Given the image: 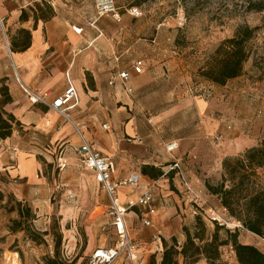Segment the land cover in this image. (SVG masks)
Segmentation results:
<instances>
[{"label":"rangeland","instance_id":"1","mask_svg":"<svg viewBox=\"0 0 264 264\" xmlns=\"http://www.w3.org/2000/svg\"><path fill=\"white\" fill-rule=\"evenodd\" d=\"M68 1L71 2L64 0ZM72 1H78L81 8H84L81 13L88 18L86 22L95 18L92 0ZM115 2L121 12V21L104 17L97 23L101 24L100 33L107 46V72L111 75L114 71L111 59L114 54L121 56V61L126 63L146 57V60H154L150 61L152 77L158 82L155 86L154 104L152 100H148L154 107L133 109L130 114L140 121L143 129L153 135L152 139L163 145L170 141L178 142L183 133L188 135L198 133L200 128H203L202 138L184 152L180 162L184 178L201 198V203L195 202L186 193L175 173L166 182L161 181L164 183L151 188L163 202L159 223L161 239L171 244L172 238H175L177 247L181 249L186 242L187 234L191 235L197 246H202L211 241L214 235L223 241L226 239V233H233L236 230L240 243L253 245L264 252V242L241 228H235L234 225L237 223L221 207L218 198L212 196L206 188V184L215 186L221 180L222 163L225 159L235 158L244 152L226 156L227 147L223 146L221 141H215V137L221 138V135L216 133L210 136L205 132L211 119L220 123L224 129L236 131L233 120L230 119L233 108L229 99L231 96L244 98L249 96L248 99L253 104L264 103V11H259L260 8H264V0H115ZM130 7H137L141 11V17L132 18L127 15L125 10ZM246 27L255 30V37L249 43L251 54L244 64L242 75L224 86L206 80L201 72L208 67L217 48ZM2 30H5L4 22L0 24V51L6 55L7 71L19 83L6 46L8 43L10 48L11 38L6 30ZM4 33L7 36H4ZM16 35L17 32L14 37ZM163 49L167 57L163 65L158 66L155 57L159 50ZM5 68L0 63V71ZM155 69L161 71V76L155 73ZM6 80L0 78L2 87H6L4 85ZM146 96L147 94L143 99L144 106L147 103ZM195 98L208 105L201 122L198 117L195 118L193 111L189 112L184 108L186 101ZM259 112L261 111L255 113V117L259 116L256 117L258 120L264 119ZM163 116L165 118H162ZM153 119L157 122L152 123ZM102 125L103 123L99 121L90 122L88 126L93 131L92 145L101 151L112 149L108 135L114 137L115 144L119 145L115 151L120 153V142L129 147L137 140H141L138 137L124 139L109 132L106 134ZM237 129L247 134L244 129L240 127ZM21 130L22 128L15 130L18 132L15 145L25 143ZM74 135L76 136L75 130ZM30 142L36 143L34 139H30ZM9 147H12V144L0 146V158L1 154L7 151L16 153V150ZM54 148L51 147V150L54 151ZM46 155L51 162V164L45 162L44 166V174L52 186L50 200L43 197L39 201L35 199V202H30L20 198L15 190L24 181L14 182L10 176L0 171V193L3 195V199L0 200V264H50V261L58 264H87L93 250L98 247L113 248L118 242L116 232L108 219L109 198L97 184L92 173L83 167L72 168L73 172L64 176L65 172L60 173L55 166L54 155L48 153ZM9 157L13 159L12 155ZM113 162L115 164V161ZM16 201L32 210L35 220L31 222V226L42 240L36 242L24 232L11 231L12 221L17 219V215L15 212H9V209L15 207ZM212 219L219 220L221 225ZM141 227L140 221H135L130 237L139 246L143 245L149 264H152V261L159 264L162 257V253L158 252L160 248L151 245L150 236L141 234L137 236ZM59 239L61 241L58 248ZM219 251L222 263L237 264L231 245L223 246ZM115 264L128 262L120 259ZM179 264L212 263L202 254L188 259L179 257Z\"/></svg>","mask_w":264,"mask_h":264},{"label":"crops","instance_id":"2","mask_svg":"<svg viewBox=\"0 0 264 264\" xmlns=\"http://www.w3.org/2000/svg\"><path fill=\"white\" fill-rule=\"evenodd\" d=\"M42 2L53 8L54 17L47 22L39 20L35 24L33 12L30 9ZM92 7L95 13L93 0ZM83 9L78 1L73 2L72 0L71 2H64V0H0V21L4 22L5 30L10 35V43L20 39L18 35L20 30L29 31L31 34V46L28 50L16 53H12L10 50L11 56L9 55V57L18 75L19 83L7 71L6 55L0 51V63L6 67L0 71V78L7 79L4 85L8 87L12 98V103L5 106L4 110L11 113L20 122L25 141V143L15 145L18 135V132L15 131L11 138L0 141V146L12 144V147L9 148L16 150V153L7 151L5 154H1L0 171L10 176L14 182L24 181L15 190L20 198L30 202H35V199L39 201L43 197L50 200L52 186L44 174V166H46L45 162L48 164L51 162L46 153L54 155L56 168L57 157L60 154L63 156L66 166L63 170L58 171L65 172L64 176L71 174L75 168L81 169L78 149L81 145L80 135H82L94 151L111 160L114 182L128 179L132 175L138 176L137 187L133 189L119 187L117 189L118 201L122 206L127 207L130 201H137L154 185L169 180L173 173L177 176L175 171L169 173L168 171L174 163L178 162L180 165L184 152L191 149L202 138L203 128L200 126L198 133L189 135L183 133L182 138L175 142L178 148L174 152H168L166 148L167 145L173 143L172 141L163 145L152 139L153 135L143 129L140 121L130 113L133 109L154 107L155 86L158 84L152 77L153 70L150 61L154 62V60H146L145 57V59L136 58L126 63L121 61V56L112 55L113 68L129 72L130 80L126 87L131 88L133 92H126L119 81H116L113 86H109L108 81L111 75L107 72V46L100 33L101 24L97 25L100 19L96 20L95 14V18L92 20H96L95 25L88 27L85 25L88 18L81 13ZM23 11L27 12L28 20L21 22L20 17ZM71 26H82L83 35H75ZM15 32L17 35L14 37ZM4 36L7 35L4 33ZM166 57L165 50H159L155 57L156 64L163 65ZM138 60H142L144 63L143 72L140 75L135 74L132 70V66ZM154 71L158 76H161L159 69ZM68 81L74 86L78 95L77 105L67 111L68 120L51 111L47 106L32 105L28 100V92L40 95L46 93L49 95V103H52L65 92L69 85ZM2 84H0V88ZM145 87L148 89L144 90ZM145 94H147V103L144 106ZM248 98L249 96L246 98L231 96L229 98L233 104L230 119L235 125V132L224 129L220 123L213 119L208 122L206 127L205 132L208 135L216 133L221 135V144H224L223 146L228 149L226 156L237 155L264 143V128H262L264 119L258 120L259 118L256 117L259 116L255 117V113L257 114L259 110L261 111L260 115L264 116V103L253 104ZM148 100H152L153 104ZM207 107L208 105L204 101L196 98L184 103V108L189 112L193 111L195 118L198 117L200 122L203 119L202 116L207 112ZM99 121L103 123L101 127L106 134L109 132L124 139L138 137L141 140H137L129 147L120 142V153L115 151L119 145L115 144L114 137L108 135L112 149L111 151H101L92 145L91 133L93 131L88 127L90 122L97 123ZM151 122L157 121L153 119ZM239 127L244 129L247 134L238 131ZM30 139H34L36 143H31ZM56 144L58 145L55 146ZM51 147H55L54 151L51 150ZM9 155H12L13 159H10ZM145 168H147L146 174L144 173ZM84 170L91 172L85 168ZM157 171L162 172L163 176L153 178L151 175L156 174ZM91 173L97 182L95 174ZM97 184L100 185L98 182ZM154 196L158 209L156 215L146 217L145 209L138 206L128 210L125 222L130 233L135 221H140L142 227L137 232V236L140 234L150 236L152 238L151 245L159 247L158 252L163 254L164 248L159 228L163 202L155 193ZM109 209L110 205L108 216ZM143 218H149L152 225L145 227L142 224ZM109 221L111 220L109 219ZM110 226L115 232L112 223ZM156 236L159 241H154L153 238ZM144 251L145 248L140 245L139 264H149ZM124 260L127 261L125 258L122 259V261ZM161 260L162 257L159 264ZM232 262L234 263V259Z\"/></svg>","mask_w":264,"mask_h":264},{"label":"trees","instance_id":"3","mask_svg":"<svg viewBox=\"0 0 264 264\" xmlns=\"http://www.w3.org/2000/svg\"><path fill=\"white\" fill-rule=\"evenodd\" d=\"M30 10L33 12L35 24L39 20L47 22L54 17L53 8L45 2L36 4ZM259 11H264V8ZM27 20V12L23 11L20 21ZM254 32V29L246 27L238 31L233 38L225 40L217 48L208 67L201 72L202 76L219 86L239 78L251 54L249 43L255 37ZM18 35L20 39L10 43L12 53L24 52L31 46L29 31L20 30ZM0 96V141H4L11 138L21 124L11 113L4 110L5 106L12 103L7 87L0 89ZM222 170L223 174L217 185L206 184L208 192L218 198L221 207L241 229L264 242V143L244 151L240 156L225 159ZM144 173H147V168ZM151 176L159 178L163 173L157 171ZM2 199L3 195L0 193V200ZM9 212H15L17 215V219L12 221V232H24L36 242L42 240L31 226L35 215L27 205L16 201L15 207L9 209ZM60 241L61 239L58 241V248ZM162 244L164 251L160 264H179V257L188 259L202 254L212 264H224L220 261L219 249L229 245L233 248L237 264H264V252L253 245L240 243L236 230L226 233V239L223 241L214 235L211 241L202 246H197L190 234L186 235V242L181 249L177 247L175 238H172L171 244L165 240H162ZM50 264L58 263L50 261ZM152 264L155 262L152 261Z\"/></svg>","mask_w":264,"mask_h":264},{"label":"built area","instance_id":"4","mask_svg":"<svg viewBox=\"0 0 264 264\" xmlns=\"http://www.w3.org/2000/svg\"><path fill=\"white\" fill-rule=\"evenodd\" d=\"M96 20L104 17H112L115 21H121V12L117 7L115 0H93ZM126 11V14L133 17H141V11L137 7H130ZM95 21L87 22L88 27H93ZM71 30L75 35L81 36L84 33L82 26H71ZM3 31V30H2ZM118 62V59H116ZM144 63L142 60H138L132 66V70L135 74L140 75L143 72ZM130 80V74L127 70L114 69L111 74V78L108 81L109 86H113L116 81H119L126 92L132 93L133 90L126 87V84ZM68 87L65 92L59 96L55 101L49 103L48 94H34L27 93L28 99L32 105L42 104L47 106L51 111L56 112L65 120H68L67 111L75 107L78 103L77 91L71 82L68 81ZM261 114V113H260ZM107 127V126H106ZM81 145L78 149V157L80 164L83 168L93 172L97 182L107 194L110 201L109 219L115 228V232L118 238L117 244L113 248H97L91 253L87 264H115L120 259H126L128 264H139V245L136 244L130 237L129 230L126 226L125 217L128 210L141 206L146 211V217H152L157 214L158 209L155 205V196L151 189H148L137 201H130L127 207L120 204L117 198V189L119 187H126L133 189L138 186V176L132 175L128 179L114 182L112 179V165L111 160L97 151H94L90 144L80 135ZM216 142H220V136L215 137ZM168 152H174L178 146L173 142L167 145ZM57 168L59 171L63 170L66 166L63 156L60 154L56 159ZM175 171L177 176L181 180V186H183L186 193L192 197L195 202L201 203V198L191 189L190 185L184 178L181 171V167L178 162L174 163L169 172ZM213 222H221L217 219H212ZM142 224L145 227L152 225L149 218H143ZM223 224V223H222ZM235 228H240L239 225H234ZM154 241H159L156 236Z\"/></svg>","mask_w":264,"mask_h":264},{"label":"water","instance_id":"5","mask_svg":"<svg viewBox=\"0 0 264 264\" xmlns=\"http://www.w3.org/2000/svg\"><path fill=\"white\" fill-rule=\"evenodd\" d=\"M2 22L0 21V24H1ZM6 46H7V51H8V53H9V55L11 56V52H10V49H9V46H8V44L6 43Z\"/></svg>","mask_w":264,"mask_h":264}]
</instances>
